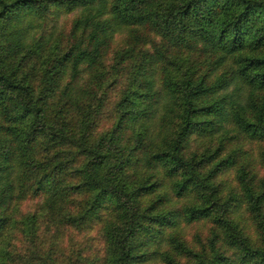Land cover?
Here are the masks:
<instances>
[{
	"label": "trees",
	"instance_id": "1",
	"mask_svg": "<svg viewBox=\"0 0 264 264\" xmlns=\"http://www.w3.org/2000/svg\"><path fill=\"white\" fill-rule=\"evenodd\" d=\"M63 8L65 36L43 24ZM262 168L264 0H0V264H55L13 251L21 223L30 241L103 211L99 264H264ZM197 220L199 249L176 230Z\"/></svg>",
	"mask_w": 264,
	"mask_h": 264
},
{
	"label": "rangeland",
	"instance_id": "2",
	"mask_svg": "<svg viewBox=\"0 0 264 264\" xmlns=\"http://www.w3.org/2000/svg\"><path fill=\"white\" fill-rule=\"evenodd\" d=\"M74 10L69 11L63 8L56 10L54 13L47 14L43 19V24L47 27L52 26L55 32L65 36L71 22L70 20L74 14ZM121 37L122 33L116 32L114 34L112 50L109 53L110 59H107L108 63L112 61L111 55H113V49L118 47ZM107 95L109 101L113 100L117 95V90L108 89ZM111 104L112 102H108L107 99L103 110L99 117H97L95 129L97 132L106 128L110 124L111 118L109 117V113L111 111ZM250 148L254 151L256 149L252 144L248 149ZM259 172L264 174V168L260 169ZM220 177L227 179L230 183L235 181L234 172L231 169L225 171ZM85 199V194H76L73 199L75 202L74 205L78 206L80 203L83 204ZM39 200L40 197L31 195L30 193L25 194L14 204V218L20 221L24 216L32 214V212L34 213L37 210V202ZM101 215L105 217V211H103ZM103 217L79 226L72 224L60 225L58 232L53 236L51 235L53 228L49 225H45L41 218H38V220L41 221L38 222L36 220L34 223V226L36 227L34 232L35 237L30 241L25 237L26 235L22 231V229L25 230V226L21 223L18 229H13L11 232L10 246L15 253L17 252L19 256L30 262H40L44 259L43 262L53 261L55 264H99L105 246L101 231V219ZM244 222L247 225L246 231L250 237L255 240V231L251 221L246 220ZM209 228L210 223L208 221L197 220L189 223L181 222L176 227V230L178 231L179 236H181L190 246L199 249L202 243L206 244L207 242ZM229 251H231V249H229L228 252ZM150 264L164 263L154 261ZM238 264H241L240 261H238Z\"/></svg>",
	"mask_w": 264,
	"mask_h": 264
}]
</instances>
